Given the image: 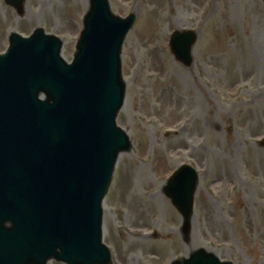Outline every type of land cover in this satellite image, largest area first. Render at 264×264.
<instances>
[{
    "label": "rangeland",
    "instance_id": "374dc122",
    "mask_svg": "<svg viewBox=\"0 0 264 264\" xmlns=\"http://www.w3.org/2000/svg\"><path fill=\"white\" fill-rule=\"evenodd\" d=\"M89 2L26 0L22 19L0 0V54L12 33L43 29L72 63ZM108 2L116 16H136L123 42L126 96L117 118L133 152L118 156L103 204L102 237L115 264H172L190 258L189 247L224 263L264 264L262 0ZM178 30L199 37L190 68L170 51ZM182 166L201 179L189 232L163 189Z\"/></svg>",
    "mask_w": 264,
    "mask_h": 264
},
{
    "label": "water",
    "instance_id": "95a60500",
    "mask_svg": "<svg viewBox=\"0 0 264 264\" xmlns=\"http://www.w3.org/2000/svg\"><path fill=\"white\" fill-rule=\"evenodd\" d=\"M5 1L23 17L24 0ZM110 11L108 0H91L72 65L63 43L41 29L30 39L13 34L0 56V264L111 262L101 245L102 201L118 156L130 150L116 119L126 96L122 46L135 16ZM196 41L193 32L171 37L172 54L187 68ZM197 187L186 166L164 190L186 232ZM174 264L230 263L200 250Z\"/></svg>",
    "mask_w": 264,
    "mask_h": 264
},
{
    "label": "bare ground",
    "instance_id": "6f19581e",
    "mask_svg": "<svg viewBox=\"0 0 264 264\" xmlns=\"http://www.w3.org/2000/svg\"><path fill=\"white\" fill-rule=\"evenodd\" d=\"M252 50H253V53H255L256 55H260V51H261V49H260V46L258 45V44H256V43H253L252 44ZM261 69H264V66H262L261 65V67H260ZM189 240H190V238H189ZM194 251H193V248H188L187 249V252H186V254L187 255H190V254H192Z\"/></svg>",
    "mask_w": 264,
    "mask_h": 264
}]
</instances>
